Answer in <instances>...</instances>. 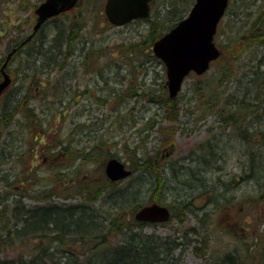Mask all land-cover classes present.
Here are the masks:
<instances>
[{"label":"trees","instance_id":"obj_1","mask_svg":"<svg viewBox=\"0 0 264 264\" xmlns=\"http://www.w3.org/2000/svg\"><path fill=\"white\" fill-rule=\"evenodd\" d=\"M164 1H161V5L157 8L155 7L157 1L152 0L149 15L138 20H142L146 25L145 32L139 38L142 41L139 51L135 50V41L127 43L119 41L110 47L96 46L87 39L88 42L81 43L79 40L90 32L96 33L98 29L114 26L105 20L101 11L97 10L99 0H79L73 9L48 20L54 21L62 18V21L52 28L50 39L48 36H41V32H36L22 48L12 55L5 70L8 73L11 72L13 79L0 98V186L4 185L18 193L26 186H31L30 180L34 170L24 169L31 162L35 150L40 149L42 140L57 133V127L53 128L49 124V119L53 118L58 121L61 116H65L66 112L63 108H58V105L64 103L65 100L71 103L78 89L85 93V90L91 87L92 93L88 92L86 96L92 101L94 98L91 94L97 93L100 96L103 93L104 88L98 84L106 86L111 81H108L102 75V69L96 66L99 58H104L109 54L108 63H119L128 74L132 73L133 69L142 68L146 61H150V58L162 64L148 51L150 45L187 14L194 0ZM242 1H244L243 4ZM242 1L229 0L228 2L226 13L228 12L227 15L231 19L239 21L240 26H237L236 36L220 32L225 40L229 60L219 64L215 84L211 86L205 84V88L209 90L211 87L213 93L205 94V88L201 82L194 81L188 98L196 108L189 109L184 114L187 113V118H190L189 113L195 111L198 114L192 115L198 118L200 115V118L212 115L215 119L214 123L221 122V132H224L220 135L222 139L241 143L242 148L235 151L238 156L235 161L236 163L242 161L239 165L242 175H238V178L231 177V179L235 178L233 182L239 179L240 181L250 180L254 189L256 187L260 189V192L255 193L258 194L257 197H248L245 200L260 203L264 200V126L263 121L260 122L263 113L260 115L259 113L264 112V106L257 103L264 99V59L261 53V49L264 48V0ZM90 5L91 9L88 8ZM35 6L36 4H31L32 9ZM230 6L231 9H229ZM90 10L93 12L90 16L96 19L93 23L95 28L87 24L94 21V19H88ZM236 16L238 18H235ZM34 20L35 15L33 14L29 27H32ZM16 28L17 35H22L23 38L31 32L24 34L22 27L15 26ZM87 28L93 29L87 31ZM4 32L3 27H0V41L4 37ZM61 32L65 35L64 37L60 36ZM220 33L218 32L217 36ZM8 36H5L4 40ZM15 37L16 34H14ZM11 45L13 46V42L10 44L8 42V47L0 51V67ZM225 46H219L221 53L216 60L222 57ZM76 57L78 69H81L78 75L74 72L77 68L70 65V60ZM243 57H245L244 65L236 69L234 65ZM216 60L212 62L211 67L215 66ZM91 65L96 68L91 82L85 84L79 82L82 81L81 75L90 72ZM232 71L235 74L236 84L232 91L224 94V90L217 89L222 80L227 79ZM131 80H127L124 90L122 88L119 90L120 87L116 86L122 81L114 83V88L110 87L105 92L106 94L103 93L106 95L105 98L119 99L121 90L128 97L136 95L148 97L152 102L159 103L162 111L161 117L172 123L178 121L179 96L177 95L176 98L168 96L164 76L155 89L144 87L142 83L145 81L137 82L136 77ZM248 83L254 88L244 87ZM246 95L252 97L247 101ZM34 100H37L40 105L48 103L50 108L56 105L57 111L50 114L47 123L44 124V119L35 112L36 107L30 106ZM97 100L99 99H94L96 104L105 102L102 99ZM250 116H255L252 121L255 123H253V128L248 130L249 126L243 123V120ZM119 118V125H121L125 120L122 117ZM125 119L127 121V117ZM115 121V119L111 120L112 125ZM72 125L77 126L71 129L72 131L67 134L65 140H62L64 137L55 136L51 140L53 144H48L53 159L60 155L61 161L68 160L67 164H69L72 159H75L79 165L85 160L92 161L95 156L98 158L100 153L111 150L106 149L107 141L100 138L88 150L76 147L74 153L70 154V136L75 129H77L75 133H78L84 124L83 122L76 123L74 120ZM102 128L104 129L103 125ZM212 139L217 143L215 137L209 138L204 143H198L196 149L194 147L190 151L193 157L191 161L194 160L193 151L198 153L199 149L203 150L210 146ZM44 141L47 144L46 140ZM109 141L113 143L112 140ZM159 146L162 145L159 144ZM158 147L152 155L139 152L137 156L135 151L131 150V153H134L129 158L132 173L124 183H122L124 180L111 181L104 174L106 160L115 157V154L109 152L105 160L99 159L101 174L95 175V178L92 175L89 186L81 188L73 182V176H68L65 172L66 174L58 178V181L63 183L61 190L68 193L73 188L78 195L75 201L46 202L24 206L15 196L12 199L13 204L10 210H6L9 205L8 199L6 202L0 200V206H3L0 208V216H2L0 225L3 229L0 231V264H179L182 252L188 245L197 249L196 247L199 248L200 244H202L201 255H203L210 237L206 230L208 226H204L205 219H203L207 212L204 215L197 214L193 201L187 202L182 199L179 204H175L173 202L175 199L167 203L161 200L160 191L163 193L161 189L167 182H174L171 178L169 179L170 176H167L168 172L176 176L187 174L176 166V162H169L167 166L157 163L155 160L159 157L160 148ZM75 154H78V157ZM209 169L212 175L216 173V169H219L217 174L219 177L221 171L219 167L216 168L213 165ZM27 174H29L28 178H26ZM76 175L80 176V174ZM56 176L58 177V173ZM99 179L102 181L99 182ZM231 179L225 181L229 184ZM176 189L178 193H181L178 188ZM97 190L101 191V197L96 194ZM199 192L204 194L203 189ZM39 194L42 195L43 192ZM181 195L183 197L182 193ZM154 201L168 206L171 213L168 222L177 221L175 223L178 227H174L176 239L172 238L165 243L163 242L164 237L158 235L155 230L149 233L144 231V228L148 226L156 227L155 224L135 220L133 213L136 209ZM227 203L229 202H223L221 205L226 206ZM177 207H181L180 210L185 215L177 213ZM189 215L194 216V223L192 225L183 224L182 219H187ZM3 217L6 218L3 219ZM192 235H195L194 239L191 238ZM12 246L16 249L13 257L1 255L2 248ZM234 254L238 255L234 249L229 250L226 254H222L224 257L221 260H212L209 264H240L241 259L237 256L235 260L232 256Z\"/></svg>","mask_w":264,"mask_h":264},{"label":"rangeland","instance_id":"obj_2","mask_svg":"<svg viewBox=\"0 0 264 264\" xmlns=\"http://www.w3.org/2000/svg\"><path fill=\"white\" fill-rule=\"evenodd\" d=\"M39 1L41 0H0V27H3V30L5 31L4 37L9 35L7 39L12 40L14 38V34L17 35V28L15 29V26L22 27L24 34L31 31L29 24L34 14L31 4H36ZM104 1L105 0H99V5L97 2V10L101 11V9H103ZM156 1L155 7L158 8L161 5V1L164 0ZM88 8L91 9V5L90 7L88 6ZM231 8L232 7L230 6L229 9ZM90 14H93L92 10L89 11L88 19H94V21L92 23L88 22L87 24L95 28V24L93 23L96 19L91 17ZM227 14L228 12L218 25L219 33L222 31L230 34L231 36H236L238 33L237 26H240V23L238 24L239 21L231 19V17ZM235 18H238V16ZM60 19L59 22L62 21V18ZM51 22L52 21H47L43 25L44 28H40L36 32H41V36H48V39H50V35L53 32ZM13 28L15 29V33ZM91 29L93 28H87V31ZM144 29H146V25L142 20L134 21L126 26L107 29L101 28L98 29L99 31H95L96 33L90 32L83 38L88 41L91 40L96 42V46L110 47V45H114L122 40H137L145 32ZM33 35L31 37H33ZM4 37L0 41V51H2V48L7 41V39L4 40ZM10 43L11 42L9 40V44ZM215 43L218 47L221 45L225 46V40L222 38L221 33L216 36ZM223 49L224 53L221 58L216 60L214 64L215 66L210 67L209 70L201 76L190 73L183 81L181 90L178 94L180 112L176 123H172L168 119L161 117L162 111L159 103L156 104L152 102L148 97H142L139 95L128 97L127 94H123L124 91L122 90L125 89L127 80L130 81L134 77H136L137 82L145 81L142 85L152 89L158 87L163 76L165 78V68L163 63L160 64L150 57H147L150 58V61H146L142 68L139 67L141 70L133 69L130 74H128L126 69L119 65V63H108V59L110 58L109 54L104 56V58L101 57L98 59V64L96 66L100 69H106L107 71L104 72L101 70V73L108 79V81H111L106 86L101 84L98 85L104 88L103 93H105L110 87L114 88V83L122 81L121 84H116V86L120 87L119 90L122 88L119 99L114 98L110 100L109 97L105 98L106 93L103 94L101 92L102 94L100 96H98L97 93H93L91 96H93L94 99L98 98L99 100H105L103 103L96 104L94 99L92 101L86 96L88 92L90 93L92 91L91 87H88V90H85V93L80 92V89H78L71 103L65 100L64 103L58 105V108H63L66 112L65 116H61L58 121L53 118L49 119L50 114L57 111L56 105L55 107L52 106L53 108H50L48 103H42V105H40L37 100L32 101L30 106L32 105L33 107H36L34 110L42 117V119H44V124L47 123L49 119V124L53 128L57 127V133L51 134L44 139L47 144H45V141L42 140L43 142L41 143L40 149L35 150L31 162L24 169L29 170V168H32L34 170L32 173V179L30 180L31 186H26V188L19 193L13 192L11 188L4 185L0 186V200L6 202L8 199L9 201V205L8 208L6 207V210H10L11 204H13L12 199H14L15 196L16 198H19V202L24 206L44 204L46 202L75 201V199H78V195L75 190L72 188L71 192H63L61 190L63 183L58 181L59 176L68 173L66 175H72L73 182L80 185L81 188L89 186L91 176L93 175L95 178V175L101 174L99 159L105 160L109 155L108 152L115 154V157L129 167V158L134 154L131 153V150H134L135 155L137 156H139V152H141V154L142 152H145L152 155L154 153L153 151H155L160 144L162 146L158 147L160 148L158 153L159 157L155 161L159 164H165V166H167L169 162H176V165L180 164L179 161L184 160L185 156H187V154L190 153V151L196 147L198 143H201L205 137H215L217 142H225L226 139L224 140L220 136L221 133H224L221 132V122L216 121L214 123L215 119L212 118V115L203 116L202 118H200V115L198 118L196 115H192L198 114V112L195 111L193 113L188 112L190 118H187V113L184 114L187 110L196 108L188 98L194 81H200L204 88L205 84L207 86L215 84L216 71L219 64H223L229 60V53L226 46L223 47ZM106 50L108 51V49ZM261 50L264 52V48ZM145 51H147V49ZM148 51L152 54L151 49ZM244 62L245 57L237 61L234 67L237 69V67L241 65L243 66ZM72 71L71 67V73ZM137 71L139 72L137 73ZM74 72L78 75L80 74L79 72H81V69L77 68ZM95 73L96 68L94 65H91L90 72L81 75L80 79L82 81L79 82L83 84L91 82ZM234 75L235 74L232 71L227 79L222 80L217 90H224V94L228 91H232L234 85L236 84ZM244 87H251V89L254 88L249 85V83L245 84ZM48 91H50V89H48ZM252 92H254V90H252ZM209 93H213L211 87L209 90L205 88V94ZM245 97L248 101V99L252 96L246 95ZM263 101L264 99H261V103L259 102L257 104L264 106ZM262 113L263 118L262 120L260 119V122L263 121L264 126V112H260L259 115ZM255 116H250V118L243 120V123H246L249 126L248 130L253 128V123L255 122L252 121L255 119ZM119 117H122L125 120V122L121 125H119ZM126 117L128 122L125 119ZM113 119L116 120L114 125L111 123V120ZM74 120L76 123L83 122L84 125L78 133H75L77 130L75 129L70 136V154L74 153L76 147L88 150L89 147L92 145L94 146L100 138L107 141L106 149L108 150V148H110L111 150L100 153L98 158L95 156L93 160L91 159L92 161L85 160L79 163V165H77L78 162H75V159H72L69 164H67L69 162L68 160L61 161L60 155L53 159L51 157L52 153L48 148V144H53L51 140L55 136L64 137L62 140H65L67 134H69L77 126L72 125V121ZM102 125L104 126V129L102 128ZM210 128L211 130H209ZM252 132H254V130ZM109 140H112L113 143ZM231 143L236 146V150H240L242 148L241 143L239 144L236 141H232ZM190 155H192V153H190ZM75 156L78 157V154H75ZM237 157L238 156L236 154H233V158L228 159V161L222 165L221 171L223 174H229L231 177L235 178H238V175H242L239 169V165L242 161L236 163L235 159ZM89 158H91V156H89ZM62 163L66 165L62 166ZM55 172L58 173V177ZM76 174H80V176L78 177ZM28 176L29 174L26 175V178H28ZM101 179H99V182L102 181ZM224 179L228 180L229 178L224 177ZM234 179H231L228 186L222 191L223 197L227 196L229 203H227L226 206H223L221 205L223 202H218L217 204L208 207L206 210L207 214L204 215L205 217L203 216V219H205L204 226H208L206 230L210 234L208 245L216 247L213 250H217L220 247L227 248L228 250L229 248L230 250L237 249L236 253L238 255L234 254L232 256L235 257V260L238 256V259H241L240 264H264V200L260 203L255 202L254 200L246 201L245 199L248 197H257L258 194L255 193L260 192V189H257L256 187L254 189L252 183L249 182L250 180L240 181L239 179V181L233 182ZM126 180L124 179L122 183L126 182ZM180 186L181 185L178 181H174L173 183L167 182L161 189L163 193L160 191L161 200L167 203L175 199L173 202H175V204H179L183 197L181 193L176 191V188H179ZM236 187H239L238 190L231 191L232 188L235 189ZM40 192H43V194H39ZM80 192L83 193L82 190H80ZM206 197L204 196L195 200L197 204H194V206L197 208V214L203 215L201 212L199 213V211L200 208L203 207ZM1 207L3 206L1 205L0 208ZM176 209L177 213L185 215V213L180 210L181 207H177ZM193 217L194 216L189 215L187 216V219L183 218V224L192 225V223H194ZM4 218L6 217H3V219ZM168 219H170V217ZM175 222L177 221L174 220L172 223L167 221L166 223L158 224L154 228L148 226L144 228V231L149 233L155 230L160 234H169L173 232L174 227H178ZM1 230L3 229H1L0 225V231ZM191 238L194 239L195 235H192ZM201 246L202 244H200L199 248L196 247L197 249H194L193 246L188 245L182 252L179 264H203L205 262L206 264H209L212 262L214 257L209 255V258L211 259L206 260L203 255H201ZM253 248L254 250H250ZM15 253L16 249H14L13 246L9 248H2L1 250V255H5L7 257H13ZM208 254H205V257H207Z\"/></svg>","mask_w":264,"mask_h":264},{"label":"water","instance_id":"obj_3","mask_svg":"<svg viewBox=\"0 0 264 264\" xmlns=\"http://www.w3.org/2000/svg\"><path fill=\"white\" fill-rule=\"evenodd\" d=\"M78 0H43L35 8L36 22L28 41L42 23L48 18L73 8ZM150 0H105L104 13L108 21L121 25L129 20L146 17L149 13ZM228 0H194L189 12L172 28L156 39L151 49L153 54L164 64L166 87L170 98H174L182 86L186 75L191 71L204 73L220 51L213 38L217 24L224 15ZM10 53L1 66L0 96L10 83L9 75L4 71ZM106 176L115 181L130 174L125 164L119 159L109 158L104 166ZM166 206L150 203L135 211L138 221L155 222L168 219Z\"/></svg>","mask_w":264,"mask_h":264},{"label":"bare ground","instance_id":"obj_4","mask_svg":"<svg viewBox=\"0 0 264 264\" xmlns=\"http://www.w3.org/2000/svg\"><path fill=\"white\" fill-rule=\"evenodd\" d=\"M251 1L257 2V0H250L248 2H251ZM243 3H244V1H242V4ZM131 22H132V20H129V21H127L121 25H118V27L126 26V25L130 24ZM58 24H59V19L51 22L52 27H55ZM42 28H44V27H42ZM60 36L64 37L65 35L63 34V32H61ZM139 38L137 40H135V42L132 41L131 39L122 40L121 42H124V43L134 42L136 44L135 50L139 51L140 48L142 47V41ZM14 39H16V40H14ZM14 39H12L11 42H13V46L15 47V49L17 51L27 43V41H25L26 37L23 38L22 35H16V37ZM79 41L81 43L82 42H88L83 37ZM154 41H152V43ZM89 42L93 43L94 45L96 43V42L91 41V40ZM150 49H151V47H150ZM151 52H152V49H151ZM261 53H262V57L264 59L263 50ZM70 65L78 68L77 57L75 59L70 60ZM102 70H103V72L107 71L104 68ZM2 78L3 77L0 78V81L2 80ZM231 134H232V132H231ZM209 138H211V137H207V138L205 137L201 143H204ZM211 143L212 144L210 146L204 148L203 150L199 149L198 153H196L194 150L193 151V153H194V160L193 161H191V159L193 158L192 155H187V156H185L184 160L179 161L181 163L176 165V166L180 167L187 174L186 176H182L181 174H180L181 176H175L174 174L170 175L169 172L167 174V176H170L169 179L171 178L172 180L178 181L180 183L181 186L178 188V190L183 194V201H187V202L193 201V204L196 205L197 204L195 201L196 199L210 195V196L206 197V199L204 200L203 207L200 208V211L202 210L203 215L206 213V210L208 209V207L215 205L220 201L221 202H228L229 201L227 196L223 197V192L221 190H224V188L228 186V181H225L224 177L231 179V176L229 174L225 175V174H223V172L220 171L219 177H218L217 174H218L219 169H216V173H214L212 175L209 172L210 171L209 168H211L213 165H215L216 168L219 167L220 170H222V165L225 164L228 161V159L233 158V154H235V150L237 149L236 146L233 143H231L230 141H225L222 143H219V142L216 143L213 140V142L211 141ZM195 149H196V147H195ZM210 152H212L213 154ZM217 165H218V167H217ZM127 169L130 170L129 175H131L132 171H131L130 167ZM182 174H184V173H182ZM129 175L126 177L117 179V181H119V182L123 181L124 179H127L129 177ZM238 188L239 187H236L235 189L232 188L231 191H234V190L236 191V190H238ZM202 189L204 191L203 192L204 194L199 192ZM96 194L101 197V191L97 190ZM156 203H158L160 205H164L161 202H156ZM147 204H149V203H146L143 205H147ZM170 216H171V214H170ZM136 221H138V220H136ZM167 221H169V219L156 223V226L158 224H161V223H166ZM156 233H158V232H156ZM158 235L164 237L163 242H165V243L169 242L172 238L176 239V233L174 231V228H173L172 233H169V234L158 233ZM205 248H206V251L203 254L204 259H206V260L211 259V258H209V255H210L211 257H214V260H216V261L221 260L224 257L223 255L226 254L227 252H229V250H230V248L228 250L227 248H224V247H220L217 250H213L216 247H212V245H206ZM234 251L236 253L237 249H234ZM205 254H208L207 257H205Z\"/></svg>","mask_w":264,"mask_h":264},{"label":"flooded vegetation","instance_id":"obj_5","mask_svg":"<svg viewBox=\"0 0 264 264\" xmlns=\"http://www.w3.org/2000/svg\"><path fill=\"white\" fill-rule=\"evenodd\" d=\"M10 51H11V49H10L8 52H10ZM8 52H6V54H7ZM10 59H11V56H10ZM10 59H9V61H10ZM10 76H11V78H13L12 74H10Z\"/></svg>","mask_w":264,"mask_h":264}]
</instances>
